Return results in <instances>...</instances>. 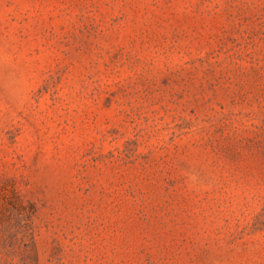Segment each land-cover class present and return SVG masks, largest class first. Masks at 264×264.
<instances>
[{
    "label": "rangeland",
    "instance_id": "374dc122",
    "mask_svg": "<svg viewBox=\"0 0 264 264\" xmlns=\"http://www.w3.org/2000/svg\"><path fill=\"white\" fill-rule=\"evenodd\" d=\"M0 264H264V0H0Z\"/></svg>",
    "mask_w": 264,
    "mask_h": 264
}]
</instances>
